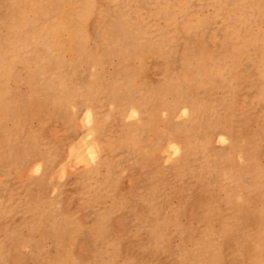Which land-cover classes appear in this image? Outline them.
Listing matches in <instances>:
<instances>
[{
    "label": "rangeland",
    "instance_id": "1",
    "mask_svg": "<svg viewBox=\"0 0 264 264\" xmlns=\"http://www.w3.org/2000/svg\"><path fill=\"white\" fill-rule=\"evenodd\" d=\"M263 236L264 0H0V264H264Z\"/></svg>",
    "mask_w": 264,
    "mask_h": 264
},
{
    "label": "bare ground",
    "instance_id": "2",
    "mask_svg": "<svg viewBox=\"0 0 264 264\" xmlns=\"http://www.w3.org/2000/svg\"><path fill=\"white\" fill-rule=\"evenodd\" d=\"M70 16V15H69ZM84 16V15H83ZM69 19H71L70 17H69ZM70 21V20H69ZM120 28V27H119ZM118 31H120L121 33H124V32H126V29L124 28V27H122L121 28V30H118ZM119 34L120 33H116V36L118 35L119 36ZM80 35H82V34H80ZM120 35H122V34H120ZM128 35H131V34H128ZM135 37V36H134ZM128 38H129V36H128ZM129 40V39H128ZM126 41V40H125ZM122 43V42H121ZM132 43H134V45L132 44V46L130 47V49L131 50H135V52H139V45H137L136 43H135V40H134V38H132ZM121 46V45H120ZM128 46H129V44H128ZM129 48V47H128ZM124 49V48H123ZM129 52V51H128ZM128 55V54H127ZM114 94H115V96H113V99L114 100H118L117 99V97H116V92H114ZM111 101V100H110ZM120 102V101H119ZM125 102H126V105L128 104V105H130V101H128V98H125ZM119 104V103H118ZM122 105H123V103H122ZM120 106V105H119ZM96 107V106H95ZM94 107V108H95ZM122 107V106H121ZM97 108V107H96ZM195 108V107H194ZM123 109V108H122ZM185 109V108H184ZM94 111H96V110H94ZM121 111V110H120ZM120 113H122V112H120ZM119 113V114H120ZM94 114H95V112H94ZM99 114V113H98ZM92 116H93V113L92 112H89V117L90 118H92ZM93 119V118H92ZM89 121V120H88ZM93 121V120H92ZM93 129L94 130H99V129H101V127H100V125L99 124H96L94 127H93ZM103 130V129H102ZM97 147V146H96ZM179 150H177L176 152H178ZM182 166V165H181ZM264 237V236H263Z\"/></svg>",
    "mask_w": 264,
    "mask_h": 264
}]
</instances>
